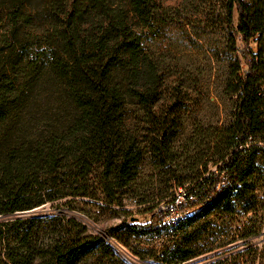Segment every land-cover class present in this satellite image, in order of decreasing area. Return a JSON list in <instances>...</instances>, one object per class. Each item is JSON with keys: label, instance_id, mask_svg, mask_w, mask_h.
Instances as JSON below:
<instances>
[{"label": "trees", "instance_id": "16d2710c", "mask_svg": "<svg viewBox=\"0 0 264 264\" xmlns=\"http://www.w3.org/2000/svg\"><path fill=\"white\" fill-rule=\"evenodd\" d=\"M222 2L229 20L236 13L232 44L236 36L246 45L261 33L264 0ZM152 11L163 10L153 0H0V215L41 204L45 195L120 205L122 189L144 152L159 166L174 162L169 120L148 117L133 131L122 117L128 96L145 105L148 76L157 75L132 26V17L143 19ZM247 47L245 66L237 61L228 83L234 95L231 121L208 128L216 174L191 187L208 202L191 205L197 208L175 228L195 223L186 235L229 228L246 240L243 252L264 264V239L259 248L251 244L264 230V66L260 52ZM47 82L54 85L55 96L46 112L36 109L33 92ZM173 181L174 186L183 183ZM155 206L144 207L149 224H126L129 233L159 227L161 212H154ZM211 214L219 225H211ZM11 218L12 224L21 222L20 242L40 219ZM71 222L81 229L72 231ZM60 225L68 231L54 236L37 264H72L98 241L108 245L101 236L83 234L85 226L71 217ZM190 251L174 248L171 255L185 259ZM26 258L9 254L1 264H32Z\"/></svg>", "mask_w": 264, "mask_h": 264}, {"label": "rangeland", "instance_id": "374dc122", "mask_svg": "<svg viewBox=\"0 0 264 264\" xmlns=\"http://www.w3.org/2000/svg\"><path fill=\"white\" fill-rule=\"evenodd\" d=\"M153 2L163 11H152L143 19L132 17V26L142 36L143 47L155 63L157 75L155 79L148 76L149 93L145 105L128 96L122 117L133 131L148 117L169 120L174 162L159 166L151 153L144 152L135 176L122 189L120 205L113 207L105 206L98 199L95 202L100 205L95 206L84 204L80 197L67 195L48 199L45 195L41 204L13 214L21 218H40L24 242L17 237L21 222L12 224L9 220L13 215H0V264L8 260L9 254L25 256L33 259L32 264H37L39 255L47 250L54 236L68 231V227L60 225L68 217L85 226L83 234L101 236L108 244L98 241L82 251L72 264H193L187 260L203 261L213 255L217 260L209 264H257V258L243 252L246 240L234 235L229 228L214 235H186L183 232H191L195 223L180 229L163 225L158 220L159 227L152 231L129 233L127 230V223L147 225L151 222L150 214L144 212L145 206L156 204L153 211L157 212L158 207L179 192V187H190L216 174L218 163H213L212 157L214 139L209 137L208 128L224 126L231 121L234 95L228 83L232 68L237 61L245 66L247 46L253 52H260L264 66V7L261 33L251 37L245 45L239 36L234 44L231 43L236 13L233 11L229 20L222 0ZM54 88L47 82L33 92L37 110L52 109ZM174 178H180L183 183L174 186ZM35 199L37 196L32 200ZM207 218L211 225L220 224L212 220V214ZM70 225L72 231L81 229L79 223L71 222ZM263 239L264 230L251 238V244L259 248ZM174 248L191 251L187 258L180 259L177 255L172 257Z\"/></svg>", "mask_w": 264, "mask_h": 264}, {"label": "built area", "instance_id": "2783aa9c", "mask_svg": "<svg viewBox=\"0 0 264 264\" xmlns=\"http://www.w3.org/2000/svg\"><path fill=\"white\" fill-rule=\"evenodd\" d=\"M191 187H179V192L175 193L171 198L164 202V205L158 207V211L161 212L160 221L163 225L175 228L180 223L188 211L192 209L193 204H205L208 202V197L199 198L195 195L194 190ZM218 188V185H216ZM197 206V205H196ZM216 256H208L203 261H197L196 258L187 260L193 264H209L212 261H216ZM187 263V262H186Z\"/></svg>", "mask_w": 264, "mask_h": 264}, {"label": "water", "instance_id": "95a60500", "mask_svg": "<svg viewBox=\"0 0 264 264\" xmlns=\"http://www.w3.org/2000/svg\"><path fill=\"white\" fill-rule=\"evenodd\" d=\"M133 218H131V220H132Z\"/></svg>", "mask_w": 264, "mask_h": 264}]
</instances>
